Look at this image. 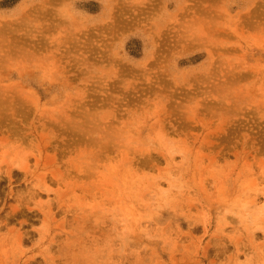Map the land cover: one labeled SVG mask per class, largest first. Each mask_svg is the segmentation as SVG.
Segmentation results:
<instances>
[{
    "label": "rangeland",
    "instance_id": "374dc122",
    "mask_svg": "<svg viewBox=\"0 0 264 264\" xmlns=\"http://www.w3.org/2000/svg\"><path fill=\"white\" fill-rule=\"evenodd\" d=\"M0 264H264V0H0Z\"/></svg>",
    "mask_w": 264,
    "mask_h": 264
}]
</instances>
